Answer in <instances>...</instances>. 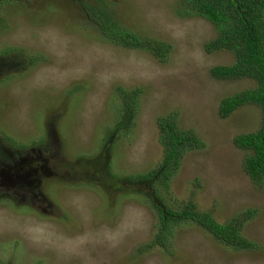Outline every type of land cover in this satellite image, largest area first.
Wrapping results in <instances>:
<instances>
[{
    "label": "rangeland",
    "instance_id": "obj_1",
    "mask_svg": "<svg viewBox=\"0 0 264 264\" xmlns=\"http://www.w3.org/2000/svg\"><path fill=\"white\" fill-rule=\"evenodd\" d=\"M80 1L0 0V264H264V180L251 181L233 142L258 129L260 108L218 113L254 81L213 76L234 56L206 51L212 24L178 16L180 0H108L113 23L172 46L164 62L113 43ZM117 86L137 92L129 129L109 141ZM174 111L204 147L183 154L164 202L193 201L220 223L238 216L248 248L185 219L166 223L165 246L139 252L161 226L128 176L162 160L156 119Z\"/></svg>",
    "mask_w": 264,
    "mask_h": 264
},
{
    "label": "trees",
    "instance_id": "obj_2",
    "mask_svg": "<svg viewBox=\"0 0 264 264\" xmlns=\"http://www.w3.org/2000/svg\"><path fill=\"white\" fill-rule=\"evenodd\" d=\"M106 1L98 0L101 9L83 0L80 4L88 14L89 11L95 14L93 15L95 23L102 26V32L113 43L147 50L160 61H166L172 46L146 35L140 36L113 23L106 17L112 9L109 1ZM180 3L178 16H200L212 24L215 35L204 43L206 51L224 49L234 56L230 64L213 66L210 69L213 76L220 79L246 77L255 83L252 88L223 97L218 105V113L222 117H227L238 107L251 103L260 108L261 120L258 129L235 135L233 142L237 147L248 151L242 161L244 172L251 181H262L264 180V0H180ZM30 62L33 63L32 56ZM120 88V86L116 87L121 93L119 118L111 131V137H108L109 141L115 133L129 129L133 114L137 91L133 89L128 95ZM156 125L158 141L163 146L162 160L146 172L128 176L129 183L139 185L140 189L137 192L143 194L155 208L158 224L161 226L159 233H155V236L139 246V252L165 246L168 233H171V226H166V223L172 224L185 219L193 221L213 238L231 248L237 250L248 248L250 243L240 233L242 222L238 216L227 223H220L208 213L198 211L193 201L180 203L177 210H173L164 202L161 191H167L171 186L169 182L178 170L183 154L204 147V142L192 129L182 130L177 126L175 111L157 117ZM141 187L149 188L150 192H142ZM250 212L248 210L246 214Z\"/></svg>",
    "mask_w": 264,
    "mask_h": 264
}]
</instances>
